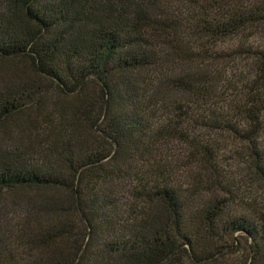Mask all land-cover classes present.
I'll use <instances>...</instances> for the list:
<instances>
[{"label":"trees","instance_id":"16d2710c","mask_svg":"<svg viewBox=\"0 0 264 264\" xmlns=\"http://www.w3.org/2000/svg\"><path fill=\"white\" fill-rule=\"evenodd\" d=\"M261 32L264 0H0V264H264V198L217 160L264 179ZM137 159L163 208L129 218Z\"/></svg>","mask_w":264,"mask_h":264},{"label":"rangeland","instance_id":"374dc122","mask_svg":"<svg viewBox=\"0 0 264 264\" xmlns=\"http://www.w3.org/2000/svg\"><path fill=\"white\" fill-rule=\"evenodd\" d=\"M239 38H233V40L231 41H225L222 44H219V47H229L232 48L234 46H238L239 44ZM250 43H252L253 45H263L264 44V33H259L257 34V36H252L250 37V39L248 40ZM242 42H245V39L242 40ZM1 62V61H0ZM239 62V63H238ZM6 64H2V65H8L7 62H5ZM21 66L24 67V70L27 72H32L30 74H33L34 72L30 69V64L28 63V61L23 60L21 62H18ZM237 63L239 64V68L235 67L234 70V77L237 76L238 74V69L241 70L242 68H240L241 66H246V60L243 59H238ZM180 64H176L174 63V65H169L170 68L175 69V71H173V74L178 75L180 74V72H182V69L179 67ZM186 65V64H185ZM9 68V67H8ZM6 71V69H5ZM219 91L221 90H226V85H219L218 88ZM57 92H53L54 97H57ZM54 99V98H53ZM196 134H199L201 132H203V130H200L199 128H195ZM194 128L192 130H195ZM185 130V129H184ZM191 134V133H190ZM219 137L218 133H211L210 136H208L209 141H212L216 138ZM172 142H178V143H171L169 145L168 150H166L164 148L163 152L167 153V155H171L174 154L179 155L180 157L184 158L187 155V151H185L187 148L186 145L178 140H174ZM227 143H229L228 145H224L223 149L220 151V154L218 156V161L220 162V165L222 166L223 171L227 172L228 175H230V178L234 179V181H237V179H243L242 187L244 188V191H248L253 193V195L255 194L256 196L258 195L259 197L258 200H262L264 198V179L260 178L259 176H257V174H255V170L253 169V165H252V161L248 162V155L245 153L246 147L244 145H234L232 144L231 141L226 140ZM264 144V143H263ZM243 146V147H242ZM192 159V158H190ZM251 159V158H250ZM196 166H188V168L186 167V169L181 168L179 170V173H176V180L180 179V175L182 176V179L186 181V179L189 178H193V176L195 177L197 174L201 175V173H196ZM122 168H125L124 165ZM133 168V170H131ZM132 168L130 167L129 173H127L125 171V173H120L119 176L120 178L114 183V191L115 194H119L120 196V213L123 216H129V218H135L137 215L143 214V212H145L146 210H155V209H161L162 211V204H160L158 202L157 199H155V203H153L154 208L152 209L151 204H149V202H147V198L144 197H140L135 195V193L137 194V191L142 189L143 184H147V182H149L150 180V175L152 176L151 171L149 172V166L147 165V163L145 162L143 165L142 161H139L138 159L136 161H134V163L132 164ZM128 171V169H127ZM150 174H149V173ZM135 173H137L138 177L141 178H136L135 177ZM143 179L142 182H140V180ZM149 179V180H148ZM181 179V180H182ZM150 183V182H149ZM261 198V199H260ZM235 205V204H234ZM234 209H237L238 206H234ZM135 213V214H134ZM137 214V215H136ZM129 221L131 222V219H129Z\"/></svg>","mask_w":264,"mask_h":264}]
</instances>
